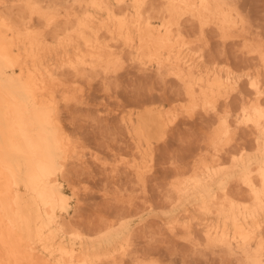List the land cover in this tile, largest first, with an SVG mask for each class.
Wrapping results in <instances>:
<instances>
[{
    "label": "bare ground",
    "instance_id": "obj_1",
    "mask_svg": "<svg viewBox=\"0 0 264 264\" xmlns=\"http://www.w3.org/2000/svg\"><path fill=\"white\" fill-rule=\"evenodd\" d=\"M252 12L245 0H0V264H159L129 208L157 201L156 144L196 114L208 131L188 164L162 180L157 168L170 181L163 229L223 264H264V28ZM229 45L250 63L236 68ZM169 81L181 101L155 104ZM102 131L112 141L97 142ZM96 189L130 214L83 228L72 209Z\"/></svg>",
    "mask_w": 264,
    "mask_h": 264
},
{
    "label": "rangeland",
    "instance_id": "obj_2",
    "mask_svg": "<svg viewBox=\"0 0 264 264\" xmlns=\"http://www.w3.org/2000/svg\"><path fill=\"white\" fill-rule=\"evenodd\" d=\"M245 2H246V5H247V7L250 9V10H252V11H254L255 12V10H256V12H255V14H254V12H252L253 14V18H254V20L258 17V18H260V19H256L255 21L257 22V23H259L261 26H262V28H264V0H248V1H246L245 0ZM250 2V6L251 5H253L254 6V10L253 9H251L250 7H249V4L248 3ZM253 6H251V7H253ZM258 12V13H257ZM257 13V14H256ZM257 15V16H256ZM262 20V21H261ZM259 21V22H258ZM262 23V24H261ZM215 39H217V38H215ZM230 49H232V50H230L229 48H228V55H229V57L230 58H233V61L235 62V64H234V62H233V64H234V66L236 67V66H238V67H236V68H238V69H242L243 67V65L245 66V65H247L248 63H250V61L248 60L247 61V59L246 58H244L243 57V55H241V56H239V54H240V52L238 51V47L236 46H233V45H229L228 46ZM233 47H235L234 49H233ZM230 51H231V53H230ZM239 52V53H238ZM235 53V54H234ZM236 53H238V54H236ZM232 54H234V55H232ZM233 57H232V56ZM237 57H236V56ZM238 56H239V58H238ZM234 57H236L235 59H234ZM244 58V59H241V58ZM232 60V59H231ZM241 61V63H239L240 65H238V61ZM243 61H245V62H243ZM242 62L244 63L243 65H242ZM242 65V66H241ZM241 66V67H240ZM171 82V83H170ZM172 84V85H171ZM161 83L159 84V83H157L156 84V88H157V86H159L158 88L160 89L161 88ZM167 85L169 86L170 85V87H168L169 89V91L168 90H165L167 87L166 86H164V85H162V88H161V90L163 89V88H165V89H163L162 91L161 90H159L158 88H157V91L159 92V96H154L155 97V100H156V97H162L161 95H160V91H161V93H162V95H164L162 98H158V101L156 100V102L157 103H155V104H159V103H164V104H166V105H171L172 103V101L173 100H176V102H174L173 104H179V101H181L178 97L180 96H177L178 95V92L176 91V86L174 85V83L172 82V81H169L168 83H167ZM171 86H172V88H173V90H172V88H171ZM127 87H129V89H132V87L131 86H127ZM244 89H247V85H245V87H244ZM167 92V93H164V92ZM173 91V92H172ZM158 92H155V93H158ZM169 92V93H168ZM171 93H173V94H171ZM169 94V98H168V95ZM174 94H176V96L174 95ZM166 96V98H164ZM172 96V97H171ZM173 96L176 98V99H173ZM170 98H172L173 100L171 101V99ZM177 99H179L178 101H177ZM101 100V99H100ZM129 99H122V103H126V105H129V106H126L127 107V109H126V111L128 112L129 110H131L132 108H134V107H136V104H135V102H133L134 100L133 99H130L129 100V103H130V101L132 100V104H135V106L134 105H130L128 102H126V101H128ZM235 100V99H234ZM237 100L238 99H236V103H237ZM125 101V102H124ZM159 102V103H158ZM234 102V101H233ZM234 102V104H236ZM134 106V107H133ZM125 107V108H126ZM197 116H195V119L193 120H191V119H187V117H183V118H181V117H179L178 118V120L176 121L177 123H176V125L174 126L175 128H172V129H170V130H168V132H167V138H166V140H164V141H160V142H158L157 144H156V153H155V166H154V168H156V170L155 169H152L153 171V174L155 175H159L162 171L161 170H164V168H165V166L167 167L165 170H167V169H170L169 171H171L172 169V167L171 166H174L173 164V162H175V163H177V164H188V161L190 160V158H191V156L190 155H192V154H190V153H193V149L195 150V148H197V147H195V146H198L197 144H199V142H202L203 143V141H204V139L206 138L205 136V134H207V131H208V129L207 128H203V126H207V123L206 122H203L202 120H203V118H202V116H201V114H196ZM200 116V118L198 119L197 117H199ZM185 118V119H184ZM196 119L198 120V121H200V119H201V121L199 122V124H198V121L196 122ZM86 121H88V122H90V124L88 123V122H86ZM85 122H83L84 123V126H87V123H88V126H89V128L91 127L92 129L94 128L93 127V125L95 124V122H96V120L95 121H93V119H91V118H88L87 120H86ZM186 121H188V122H186ZM192 121V122H191ZM195 121V122H194ZM93 122H94V124H93ZM201 122H203V124L204 125H202V123ZM198 125H197V124ZM88 126L87 127H83L84 129H86V128H88ZM199 127H201V128H199ZM88 128V129H89ZM89 130V133L92 135V131L93 130ZM203 130V131H202ZM205 130H206V132H205ZM86 131H88L87 129H86ZM241 131V132H240ZM239 132H240V134L238 133V135L239 136H242L243 134L242 133H245L244 135L246 136V132L244 131V130H240ZM204 132V133H203ZM100 133V132H99ZM98 133V134H99ZM100 136H99V139H98V141L97 142H101L103 139H105L106 140V138L105 137H109V133H107V132H104V131H102L100 134H99ZM102 135H104V136H102ZM107 137V140H109V141H112V138H108ZM251 137L250 136H248V141H250V142H248L249 143V145H251V139H250ZM244 139H247V136H246V138H244ZM106 140V141H107ZM246 141V143H247V140H245ZM201 144V143H200ZM190 154V155H189ZM130 159V157H128V158H126V159H124L122 162L121 161H119L118 163H121V164H119L120 166H122L123 164H127V161ZM121 160V159H120ZM175 160V161H174ZM171 161H172V163H171ZM178 161H181V163H179ZM123 162H125V163H123ZM117 163V164H118ZM183 164V165H184ZM124 166V165H123ZM161 167L163 168V169H161ZM170 167V168H169ZM157 168H159L160 169V172H159V174H158V171H159V169H157ZM163 171V172H167V173H163L164 175L165 174H167L166 176V178L167 179H169L170 178V174L172 173V171L169 173L168 171ZM154 171H156V173L154 172ZM161 173V174H162ZM161 174L159 175L160 177H161ZM162 174V176L164 177V175ZM169 174V175H168ZM103 175H105L104 177L106 178V173L104 172V171H102L100 174H98V176H96V177H98V178H96V179H98V183H99V186H102L104 183H105V181H103V179L105 180V178H102L103 177ZM150 175H151V173H150ZM152 176L153 178L151 179V180H153V181H151V183H150V185L151 186H153V185H156V187L154 186L153 188L151 187L150 188V190L152 189H154L155 191H157V192H155V191H153L154 193H151L152 192V190L150 191V194H149V198L151 199V195H152V199H156L157 197H158V199H157V203L155 202L154 203V200H150V202L152 203V204H150L149 206H147L146 207V205H147V203H145L144 201H141V199L139 200V199H137L136 198V205L134 204V206H132V207H130L128 204H126V203H121V206H120V204L118 203V202H115V200H113V201H110V203H109V205H107V199H105L104 197H103V194L100 196V194L102 193L101 191H99V189H96L95 190V193L93 192L91 195H93V197L95 196V194L96 193H98V197L99 198H96L95 197V199L93 198V197H90L89 196V199L88 200H86V199H84V201H83V205H82V207H80V208H73L72 209V214L73 215H71L72 216V218L73 219H77V220H80V222H81V225H82V227L83 228H85V229H91V228H93L94 226L93 225H90V223H89V221H90V219H93L94 221H96V223L94 224V225H96L97 224V222L100 220V219H102V218H106L107 217V215H108V219H116V217H117V215L118 214H124V215H127V214H130V212H129V210H128V213H127V209L129 208L130 209V211L132 212V209H133V212L130 214V217L133 215L134 216V218H133V216L130 218L131 219V222L135 225V227L136 228H139V227H137V225L139 226L140 224V226H141V228L143 227H146V228H144V230H146V231H148V232H146V231H141L140 233H139V235H138V240H137V243L139 244V246H142V242L141 241H143V246H144V248H146V250H147V253L150 255V256H152V254H153V251H154V256H152V257H154V258H156V259H158L159 260V262L161 263L162 261L161 260H163V264H223L222 262H221V260L218 258V257H214V255H207V254H204V253H201L200 254V252H193V250L190 248V247H188V246H185V245H182V242L181 241H179V239L178 238H176V237H174V236H170V234H168L167 232H166V230L165 229H163L164 227H163V225H162V222L163 221H161L162 220V218H161V210H163V209H165V207H167V206H165L164 205V208H163V206H162V203H161V201H160V199L162 200V202H163V204H165V202H166V200L164 199L165 198V196H164V192H166L167 190V186H165L166 184L168 185V183L170 182H168L167 180H164V181H161L162 179H163V177H161L160 179H158L159 178V176H158V178H157V176ZM169 176V177H168ZM101 178H102V180H101ZM154 178L156 179V182H157V179L159 180V182H157V183H155L154 181ZM165 178V179H166ZM101 180V182H100V180ZM160 181H161V183H160ZM165 182V183H164ZM159 183V184H158ZM162 183H163V185H162ZM100 184H102V185H100ZM160 185V186H159ZM162 185V186H161ZM98 186V187H99ZM81 187H83V189L82 190H84V186H81ZM160 189V191H159V189ZM163 187V188H162ZM100 188V187H99ZM156 188V189H155ZM166 188V189H165ZM165 189V190H164ZM97 191V192H96ZM161 192H162V194H161ZM154 194H155V196H154ZM159 194H161V196L159 195ZM97 195V194H96ZM100 197H103V198H100ZM155 197V198H154ZM160 197V198H159ZM163 199H162V198ZM90 198H91V200H90ZM93 198V199H92ZM101 200H104V201H101ZM107 202V203H104V202ZM165 201V202H164ZM144 202V203H143ZM115 203V204H114ZM141 203V204H140ZM158 203L162 206H160L159 205V207H160V210H159V208H156V207H158ZM106 204V205H105ZM119 205V207H118V205ZM122 204H125V206L124 205H122ZM138 204V205H137ZM145 204V205H144ZM153 204H156V206H154ZM111 205H113V206H111ZM167 205V204H166ZM124 206V207H123ZM127 206V207H126ZM143 206V207H142ZM150 206L151 207H155V210L153 209V208H150ZM111 207H113V208H115V209H111ZM120 207H122L121 209H120ZM150 208V210H149V208ZM97 208H101L100 210L99 209H97ZM127 208V209H126ZM136 208V209H135ZM146 208H148V210L149 211H145V210H142V209H146ZM161 208H163V209H161ZM95 209H97V211L99 212H96L95 211ZM103 209H106V210H109L110 209V212L109 211H107L106 212V210H103ZM139 209V210H138ZM167 209V208H166ZM165 209V210H166ZM112 210H113V212H114V210H115V213H112ZM119 210H121V212L119 211ZM123 210V211H122ZM168 210V209H167ZM94 211H95V213H94ZM100 211H102V212H100ZM125 211V212H124ZM135 211H136V213H135ZM140 211V213H138ZM141 211H142V213H141ZM159 211V212H158ZM108 213V214H106L105 215V213ZM97 213V214H96ZM100 214V215H99ZM104 214V215H103ZM111 214V215H110ZM75 215V216H74ZM94 215H96L97 216V218L99 219H97L96 218V216H94ZM111 217H110V216ZM97 219H95V218ZM155 219V220H153V218ZM152 218V219H151ZM156 218H160V220H156ZM141 219H143V222H145L144 224H143V226H142V223H140V220ZM151 219V220H150ZM146 221H148L147 222V224H146ZM140 223V224H139ZM145 225H147V226H145ZM139 230H140V228H139ZM152 232H150V231ZM154 230H155V232H154ZM163 230V231H162ZM165 230V231H164ZM157 231V232H156ZM153 232H154V234H153ZM143 233V234H142ZM145 233V234H144ZM156 233V234H155ZM163 233V234H162ZM164 233H165V235H164ZM147 234V235H146ZM151 234V235H150ZM141 235H142V237H141ZM167 235H169L170 236V238H169V236L167 237ZM144 236V237H143ZM146 237H149V238H146ZM152 237V238H151ZM142 238H144L143 240H141ZM177 239L178 241H176V240H174V239ZM146 239H149V240H147V242H146ZM150 240H152L151 241V243H149V241ZM154 240V241H153ZM138 241H140V242H138ZM181 242V243H180ZM146 245H148V246H146ZM150 245V246H149ZM142 246V247H143ZM160 247L162 250L160 251V249L157 251V250H154V248L155 247ZM150 248V250H148V248ZM158 247H157V249H158ZM153 250V251H152ZM163 251V252H162ZM149 252H151V253H149ZM159 253V255H161L160 257H158L157 255H156V253ZM162 252V253H161ZM196 253H199V254H196ZM164 255V256H163ZM183 256V257H182ZM161 257L163 258V259H161ZM165 258V259H164ZM182 258H184V260H182ZM161 259V260H160ZM164 261H165V263H164ZM159 263V264H160ZM162 264V263H161Z\"/></svg>",
    "mask_w": 264,
    "mask_h": 264
}]
</instances>
